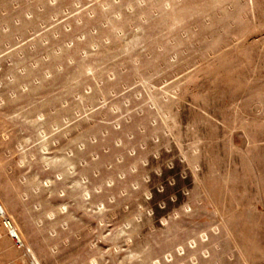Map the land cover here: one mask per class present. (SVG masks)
I'll list each match as a JSON object with an SVG mask.
<instances>
[{
	"label": "rangeland",
	"instance_id": "rangeland-1",
	"mask_svg": "<svg viewBox=\"0 0 264 264\" xmlns=\"http://www.w3.org/2000/svg\"><path fill=\"white\" fill-rule=\"evenodd\" d=\"M0 204V264H264V0H0Z\"/></svg>",
	"mask_w": 264,
	"mask_h": 264
},
{
	"label": "bare ground",
	"instance_id": "bare-ground-1",
	"mask_svg": "<svg viewBox=\"0 0 264 264\" xmlns=\"http://www.w3.org/2000/svg\"><path fill=\"white\" fill-rule=\"evenodd\" d=\"M4 213H5L4 208H3L2 205L0 204V215H1V216H4ZM6 224H7V227L9 228L10 233L15 237V239L17 240V242H18L20 245H22L23 242H22L20 236L18 235L17 231H15V230L13 229V226L11 225V223L8 222V221H6Z\"/></svg>",
	"mask_w": 264,
	"mask_h": 264
},
{
	"label": "clouds",
	"instance_id": "clouds-1",
	"mask_svg": "<svg viewBox=\"0 0 264 264\" xmlns=\"http://www.w3.org/2000/svg\"><path fill=\"white\" fill-rule=\"evenodd\" d=\"M93 264H94V262H93Z\"/></svg>",
	"mask_w": 264,
	"mask_h": 264
}]
</instances>
